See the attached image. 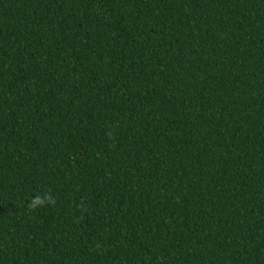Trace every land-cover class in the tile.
Listing matches in <instances>:
<instances>
[{"label":"trees","instance_id":"1","mask_svg":"<svg viewBox=\"0 0 264 264\" xmlns=\"http://www.w3.org/2000/svg\"><path fill=\"white\" fill-rule=\"evenodd\" d=\"M0 264H264V0H0Z\"/></svg>","mask_w":264,"mask_h":264},{"label":"clouds","instance_id":"2","mask_svg":"<svg viewBox=\"0 0 264 264\" xmlns=\"http://www.w3.org/2000/svg\"><path fill=\"white\" fill-rule=\"evenodd\" d=\"M49 203H52L51 197L46 193H41L36 195L34 199H30L28 207L30 210H34Z\"/></svg>","mask_w":264,"mask_h":264}]
</instances>
